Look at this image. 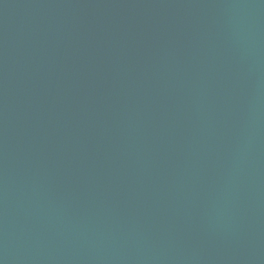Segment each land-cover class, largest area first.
Returning <instances> with one entry per match:
<instances>
[{"label":"water","instance_id":"water-1","mask_svg":"<svg viewBox=\"0 0 264 264\" xmlns=\"http://www.w3.org/2000/svg\"><path fill=\"white\" fill-rule=\"evenodd\" d=\"M0 264H264V0H0Z\"/></svg>","mask_w":264,"mask_h":264}]
</instances>
